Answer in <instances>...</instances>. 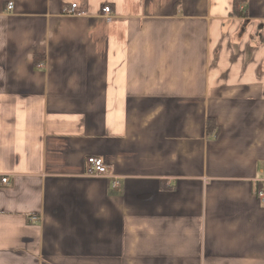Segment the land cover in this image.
I'll use <instances>...</instances> for the list:
<instances>
[{"label":"crops","instance_id":"crops-1","mask_svg":"<svg viewBox=\"0 0 264 264\" xmlns=\"http://www.w3.org/2000/svg\"><path fill=\"white\" fill-rule=\"evenodd\" d=\"M260 189L264 0H0V264H264Z\"/></svg>","mask_w":264,"mask_h":264},{"label":"built area","instance_id":"built-area-1","mask_svg":"<svg viewBox=\"0 0 264 264\" xmlns=\"http://www.w3.org/2000/svg\"><path fill=\"white\" fill-rule=\"evenodd\" d=\"M12 5H9L7 7V10H11ZM76 5L73 4L71 5V8L67 11H65V14L68 16H74L76 15ZM100 14L101 17L106 21L109 22L112 20V11L109 6L105 5L102 6L100 9ZM43 65H40L42 67ZM86 164H87V174L93 177H103L107 175V168L103 164L102 160L96 157H89L86 159ZM2 185H7L8 184V179H2L1 180ZM256 197L258 201L262 204H264V189H260L256 191ZM33 222H37L38 218H33Z\"/></svg>","mask_w":264,"mask_h":264},{"label":"trees","instance_id":"trees-1","mask_svg":"<svg viewBox=\"0 0 264 264\" xmlns=\"http://www.w3.org/2000/svg\"><path fill=\"white\" fill-rule=\"evenodd\" d=\"M234 9H235V1H234ZM214 127V123L210 120L207 121L206 123V129L207 131H211Z\"/></svg>","mask_w":264,"mask_h":264},{"label":"bare ground","instance_id":"bare-ground-1","mask_svg":"<svg viewBox=\"0 0 264 264\" xmlns=\"http://www.w3.org/2000/svg\"><path fill=\"white\" fill-rule=\"evenodd\" d=\"M109 168V167H108Z\"/></svg>","mask_w":264,"mask_h":264}]
</instances>
